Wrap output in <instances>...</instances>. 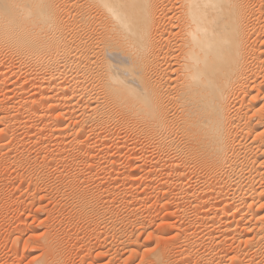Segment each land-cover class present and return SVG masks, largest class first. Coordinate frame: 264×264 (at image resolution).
I'll use <instances>...</instances> for the list:
<instances>
[{
	"label": "bare ground",
	"instance_id": "1",
	"mask_svg": "<svg viewBox=\"0 0 264 264\" xmlns=\"http://www.w3.org/2000/svg\"><path fill=\"white\" fill-rule=\"evenodd\" d=\"M5 2L0 89L19 100L0 103V133L9 140L29 120L50 124L46 141L26 139L37 146L34 155L21 142L0 144L4 168L26 186L21 198L41 204L37 187L47 184L68 219L86 225V237L96 243L104 236L106 264L116 263V254L168 264L166 247L150 245L163 242L146 230L151 215L141 207L114 210L131 194L100 192L101 176L86 178L81 170L113 174L115 157L128 153L132 165L138 155L149 163L147 175H166H158V186L172 188L162 195L184 204L179 217L198 221L193 233L176 238L186 263L193 256L194 264H264V0H7V10ZM22 72L25 81L18 80L32 93L13 78ZM99 140L110 141L113 156L95 154ZM49 228L39 236L35 264H61L60 237ZM139 233L153 240L141 244Z\"/></svg>",
	"mask_w": 264,
	"mask_h": 264
},
{
	"label": "rangeland",
	"instance_id": "2",
	"mask_svg": "<svg viewBox=\"0 0 264 264\" xmlns=\"http://www.w3.org/2000/svg\"><path fill=\"white\" fill-rule=\"evenodd\" d=\"M16 74V73H15ZM19 73H17L13 78L14 79H16V80H20V81H22L23 80V82L25 81V79H24V73L22 72V74L20 73L19 75H18ZM16 76H18V78L16 77ZM20 76H22V77H20ZM18 80V81H19ZM20 81H19V84H21V85H24L25 86V84H26V89H27V93H32V91H33V88H32V86H30V84L29 83H27V82H25V83H23V82H21L20 83ZM28 84V85H27ZM5 91L3 92V90L2 89H0V103L1 102H6V103H8V104H10V101H11V103L13 102V100H14V102L13 103H16V101L18 102V100H19V98L18 97H16V95H14V94H10V93H5ZM8 94V95H7ZM4 95H5V101H3L4 99H3V97H4ZM9 97V98H7V97ZM14 96V97H13ZM2 98V99H1ZM7 98V99H6ZM11 99V100H10ZM10 100V101H9ZM0 111H2V109H0ZM35 121V122H34ZM34 121H30L29 120V122H28V128H29V130H28V128H23V129H21V130H19V131H17L16 132V137H14V138H9V140H7V139H5L4 138V136H3V134L2 133H0V144L2 143V144H6V145H10V146H14V145H16V143H19V142H21V143H23L25 146H24V149H23V151H24V153L25 154H31V155H34V154H36L37 153V146L36 147H34L33 145H29V140H33V137H34V140H36V138L38 139L39 137L41 138V137H44V138H41L42 140H44L45 139V141H46V135H47V133H48V129H47V127L50 125V124H48L47 123V126H46V128H45V124L44 123H46V122H41V121H39L38 119H37V121H36V119L34 120ZM33 123V124H32ZM41 123H42V125H41ZM1 127V126H0ZM32 127V128H31ZM37 127V128H36ZM38 127H40L42 130H40V128H38ZM43 127V128H42ZM2 129V128H1ZM33 130V131H32ZM44 130H46V131H44ZM21 131V132H20ZM36 131V132H35ZM40 131V132H39ZM30 133V134H29ZM33 134V135H32ZM37 134V135H36ZM44 134V135H43ZM31 135V136H30ZM20 137V138H19ZM32 137V138H31ZM31 138V139H30ZM39 138V139H40ZM3 139H5V140H3ZM16 139V140H15ZM26 139H29V140H26ZM17 140H19V141H17ZM33 140V141H34ZM3 141V142H2ZM28 143H27V142ZM105 141H106V139H105ZM105 141H100L99 140V142L97 143L98 145H96V147L97 148H95V149H97L96 151H97V153L95 152V154H101V151L104 149L105 151H107L108 152V154L109 153H111V154H109V155H111V156H113L114 154H113V151L111 150V144H110V141H111V139H110V141L108 140L107 142H105ZM15 142V143H14ZM25 142V143H24ZM105 143V144H104ZM100 144V145H99ZM9 146V147H10ZM108 146V147H107ZM99 147V148H98ZM98 149H100V150H98ZM109 149V150H108ZM103 150V151H104ZM102 151V152H103ZM104 151V152H105ZM111 151V152H110ZM99 152V153H98ZM128 154V153H127ZM127 154L126 153H123V154H121V158L120 157H115L116 158V160H117V164H118V166H116V168H115V173L113 172V174H112V172L111 171H109V170H107V171H104V172H102V173H98V171L96 170V169H91L90 171H88L87 170V168L86 167H83V168H81V170L82 171H84L83 172V175H84V177H86V176H89V174L92 176L93 175V173H95L94 174V176L96 175V176H101L100 177V179L101 180H99V182H101L102 181V183H101V185L98 187V189L100 190V192L101 191H103V190H120V189H122V190H124L125 191V189H126V193H128V194H131V197H132V195H133V197H132V199H131V197L127 200V201H119V202H117V203H115L114 204V206H113V209L114 210H116V211H124V210H126V209H129V208H139L140 209V207H141V209L140 210H142L143 209V211H144V214H145V212H148L149 213V215H151L150 217H151V219H150V221H148V222H146L147 224H145V227H146V230H147V232H150V233H152L153 232V234L155 233L156 234V236H155V234L153 235L154 236V239H156V237H158L157 236V234L159 235V236H162L161 238H162V241L163 242H161V245L163 244V246H161L160 245V243H158V239H156V240H154L155 241V243H154V241L153 242H151L150 240H153L152 238L151 239H148L147 241H146V237H143L141 234L142 233H139L138 235H141L140 236V238L142 239H140L141 241H140V243L142 244V243H144V242H146V243H149V241H150V245H153V244H155V247H157V246H159V247H161V248H163V247H166V254H165V257L166 258H168L167 259V263L168 264H188V263H186V261H185V257L183 256V254H182V250H180L181 249V247H182V249H183V247L184 246H181V245H179V244H181L180 242H177L176 241V238H177V240H179V238L181 239V238H183L185 235H186V233L185 232H188V234H191L190 232H192L193 230H195L197 227H198V221L195 223L194 222V218L192 217V218H190V219H188V220H186V221H184V220H182V218H181V216L179 217V215L178 214H182V211H180V210H182V209H177V208H180V207H183V205H181L180 203H178V202H175V197H174V199L172 198V195L170 196V193H169V195H167V196H165L164 197V194L162 195V193H163V190H164V187L161 189V187H159L158 185L160 184V181H162L161 179L163 178V177H161V176H158L159 174L160 175H162L160 172H159V174L156 172V174L157 175H155V176H150V175H147V173L145 172V171H147L148 170V165H149V163H148V161H146V160H144L143 159V157H141V158H139L138 157V155H136V161L135 162H133L134 164H132V165H129L128 164V162H127V158H128V156H127ZM125 155V156H124ZM16 156H18V155H15V157ZM124 157H125V159H124ZM137 159H139V160H137ZM141 159V160H140ZM143 160V161H142ZM125 161V162H124ZM139 161V162H138ZM0 175H2V176H0V178H3V177H6L7 179H3V180H1L0 179V183H3V181L5 182V180H7L8 181V179L9 180H11L10 182H13L14 184H17V181H18V178H15L13 175H12V173H11V170L10 169H5L4 168V165H3V162H2V160H1V153H0ZM121 162V163H120ZM143 162V163H142ZM124 163H126V164H124ZM136 163H137V165H136ZM95 164H97V163H94V165ZM140 164V165H139ZM145 164V165H144ZM1 165H3V167L1 166ZM125 165H127V166H125ZM143 165V166H142ZM119 166H121V168L119 167ZM136 166H139V168H140V170H139V168L137 169L136 168ZM145 167H146V170H145ZM86 168V169H85ZM126 168V169H125ZM123 169H125V170H123ZM10 170V171H9ZM118 170V171H117ZM140 172H139V171ZM141 170H143V171H141ZM81 171V172H82ZM129 171V172H128ZM87 172V173H86ZM91 172V173H90ZM86 173V174H85ZM89 173V174H88ZM98 173V174H97ZM106 173V174H105ZM123 173V174H122ZM125 173V174H124ZM141 173V174H140ZM108 174V175H107ZM128 174V175H127ZM140 174V175H139ZM143 174H146V176L145 175H143ZM53 175V176H52ZM117 175H118V177H117ZM124 175V176H123ZM126 175V176H125ZM164 175V177L166 176L165 174H163ZM121 176H123V177H121ZM158 176V177H157ZM53 177H54V173H53V170H52V174L50 175V177H49V180H51L50 181V184L49 185H51V184H53V182L52 181H54L53 180ZM106 177V178H105ZM118 178V179H115V178ZM125 177V178H124ZM131 177L133 178V179H131ZM157 179H156V178ZM10 178H12V179H10ZM87 178V177H86ZM113 178V179H112ZM124 178V179H123ZM127 178V179H126ZM130 178V179H129ZM137 178V179H136ZM149 178V179H148ZM155 178V179H154ZM13 179H14V181H16V182H14L13 181ZM16 179V180H15ZM112 179V180H111ZM126 179V180H125ZM151 180V181H150ZM156 180V181H155ZM104 181V182H103ZM107 181V182H106ZM111 181V182H110ZM116 181V182H115ZM122 181V182H121ZM9 181H8V183H10ZM55 182V181H54ZM109 182V183H108ZM128 182H130L129 184H128ZM132 182V183H131ZM134 182V183H133ZM158 182V183H157ZM7 183V182H6ZM5 183V185H3V184H0V191H2L3 193H5L4 194V196H2V200L0 199V205H2V212H4L5 210L7 211H5V213H3L2 215H0V231H2V232H0V264H35L33 261H34V257H36V256H38V254L40 255L41 253V251H40V248H39V244H38V239H39V236H40V234H42V231H45L46 229H47V227L49 228V230L52 232V233H55V232H57V233H55V235L57 234L60 238H59V242H60V248H61V255H62V258H61V264H106V263H108L107 261H108V259H109V255L108 254H106V255H104L103 253H105L106 252V245H105V243H104V236L103 235H101V237L103 238V241H102V238L99 240V242H96V243H94L93 242V240L91 239V238H88V237H86L85 236V229H87L85 226L86 225H84L83 226V224L80 222L79 224H78V220L75 222L74 220H69L68 219V216L66 215V210L68 209L67 208V206H64V204L59 200V198L58 197H56V196H52V197H48L49 195H51L50 194V192H48V185L47 184H45V188L43 187V186H40V187H37V191L39 192L38 194H37V191H36V188H35V191H33L34 189L32 188V193H30L31 195L32 194H34V193H36L38 196L39 195H41V196H39V197H43V199H42V202H41V204H39L38 205V200H34L33 202H31V200L32 199H28V198H21V194L19 193L20 191L19 190H23L24 191V189H25V185H23L22 187H19V184H20V182L18 181V189L16 188V186L17 185H15L14 187H11L8 183L6 184ZM146 183V184H145ZM56 184V183H55ZM90 184H91V182H90ZM104 184V185H103ZM117 184H120V185H117ZM124 184V185H123ZM2 185H3V187H2ZM108 185V186H107ZM129 186H131V187H129ZM153 188H152V187ZM158 186V187H157ZM42 187V188H41ZM121 187V188H120ZM134 187V188H133ZM148 187V188H147ZM10 188V189H9ZM23 188V189H22ZM103 188V189H102ZM136 188H137V190H136ZM3 189V190H2ZM5 189V190H4ZM15 189V190H14ZM44 189V190H43ZM128 189V190H127ZM144 189V190H143ZM160 189V190H159ZM168 189L170 190V192H171V190H172V188H170V187H168ZM166 187H165V190L167 191L168 190ZM26 190V189H25ZM121 190V191H122ZM140 192H139V191ZM165 190H164V192H165ZM168 190V191H169ZM6 191V192H5ZM47 191V192H46ZM50 191V190H49ZM128 191V192H127ZM44 192V193H43ZM147 192V193H146ZM17 193V194H16ZM133 193V194H132ZM140 193V194H139ZM149 193V194H148ZM152 193V194H151ZM160 193H161V195H160ZM172 193V192H171ZM13 194V195H12ZM10 195V196H9ZM19 195V196H18ZM136 195V196H135ZM145 196V197H144ZM161 196V197H160ZM170 196V197H169ZM138 197V198H137ZM12 198V199H11ZM52 198V199H51ZM53 198H55V200L53 199ZM149 198V199H148ZM10 199H11V201H10ZM21 199V200H20ZM24 199V200H23ZM164 199V200H163ZM26 200V202H28V203H26V202H24ZM30 200V201H29ZM136 200H137V202H136ZM178 199H176V201H177ZM3 201V202H2ZM16 201V202H15ZM164 201V202H163ZM10 202V203H9ZM24 202V203H23ZM57 204H56V203ZM59 202H61V203H59ZM157 202H158V204H157ZM2 203H4V206L5 207H3V204ZM22 203V204H21ZM53 203V204H52ZM121 203V204H120ZM156 203V204H155ZM163 203H165V204H163ZM49 204V205H48ZM55 204V205H54ZM63 204V205H62ZM151 204V205H150ZM175 204H177V205H175ZM12 205V206H11ZM22 205V206H21ZM24 205V206H23ZM33 205V206H32ZM53 205V206H52ZM175 205V206H174ZM181 205V206H180ZM6 206H8V207H6ZM39 206V207H38ZM179 206V207H178ZM29 207V208H28ZM31 207V208H30ZM64 207L66 208L65 209V211H64ZM144 207V208H143ZM151 207V208H150ZM172 207V208H171ZM6 208V209H5ZM9 208V209H8ZM22 208V209H21ZM27 208H28V210H27ZM53 208V209H52ZM61 208V209H60ZM63 208V209H62ZM4 209V210H3ZM26 209V210H25ZM45 209V210H44ZM50 209V210H49ZM124 209V210H123ZM145 209V210H144ZM147 209V210H146ZM177 211H176V210ZM18 212H16V211ZM43 210V211H42ZM48 210V211H47ZM53 210V211H52ZM55 210V211H54ZM168 212H167V211ZM56 211H58V213L56 212ZM150 211H151V213H150ZM172 211V212H171ZM33 212V213H32ZM55 212V213H54ZM10 213V214H9ZM37 213V214H36ZM65 213V214H64ZM158 213V214H157ZM190 213V212H189ZM188 213V216L189 217H191V213L189 214ZM8 214V215H7ZM16 214V215H15ZM29 214V215H28ZM48 214V215H47ZM155 214V215H154ZM180 214V215H181ZM3 215H5V216H3ZM36 215V216H35ZM52 215V216H51ZM56 215V216H55ZM14 216V217H13ZM18 216V217H17ZM27 216V217H26ZM28 216H29V218H28ZM35 216V217H34ZM45 216V217H44ZM48 216V217H47ZM59 216V217H58ZM66 216V217H65ZM166 216V217H165ZM23 217V218H22ZM25 217V218H24ZM42 217H44V219L42 218ZM169 217V218H168ZM177 217V218H176ZM16 218V219H15ZM57 218V219H56ZM5 219V220H4ZM9 219V220H8ZM24 219V220H23ZM33 219V220H32ZM43 219V220H42ZM48 219V220H47ZM60 219V220H59ZM64 219V220H63ZM154 219V220H153ZM164 219H166V220H164ZM178 219V220H177ZM63 220V221H62ZM174 220V222H172ZM41 222V223H39V222ZM66 221V222H65ZM69 221V222H68ZM75 223H74V222ZM155 221V222H154ZM156 221H157V224H156ZM178 223V225H177V223ZM188 221H189V224L191 223V225H189V224H187L188 223ZM190 221H192V222H190ZM23 222V223H22ZM57 222V223H56ZM60 222V223H59ZM72 222V223H71ZM162 222V223H161ZM183 222H185V224H184V226L182 225V223ZM197 225H194V223ZM26 223V224H25ZM28 223V224H27ZM43 223V224H42ZM65 223V224H64ZM77 223V224H76ZM160 225H159V224ZM171 223V224H170ZM193 223V224H192ZM5 224H6V226H5ZM67 224V225H66ZM69 224V225H68ZM71 224V225H70ZM75 224V225H74ZM176 225V226H173V225ZM23 225H25L24 227V229H23V231L24 232H17V231H20V227L21 226H23ZM32 225V226H31ZM48 225V226H47ZM81 225V226H80ZM149 225H150V227H149ZM19 226V227H18ZM36 226V227H35ZM42 226V227H41ZM62 226H64V227H62ZM148 226V227H147ZM170 226V227H169ZM193 226V227H192ZM5 227H7V228H5ZM11 227V228H10ZM52 227V228H51ZM175 227V228H174ZM10 228V229H9ZM35 228H37V229H35ZM80 228V229H79ZM84 228V229H83ZM98 228H101V229H98ZM152 229V232H151V229ZM179 228V229H178ZM3 229V230H2ZM12 229V230H11ZM17 229V230H16ZM19 229V230H18ZM97 229H98V231L100 232V231H103L104 230V228L103 227H97ZM103 229V230H102ZM150 229V230H149ZM34 230V231H33ZM53 230H54V232H53ZM71 230V231H70ZM83 232H82V231ZM136 230H137V227H136ZM149 230V231H148ZM185 230V231H184ZM28 231V232H27ZM69 231V232H68ZM137 231H139V228H138V230ZM172 231V232H171ZM33 232V233H32ZM64 232V233H63ZM66 232V233H65ZM73 232V233H72ZM77 232V233H76ZM81 234H80V233ZM141 232V231H140ZM177 232L179 233V234H177ZM32 233V234H31ZM59 233V234H58ZM161 233V234H160ZM183 234V233H185L183 236L181 235V234ZM193 233V232H192ZM2 234V235H1ZM13 234H15V236L13 235ZM22 234V235H21ZM62 234V235H61ZM4 235V236H3ZM13 235V236H12ZM56 235V236H57ZM144 235V234H143ZM173 235V236H172ZM16 236H18V237H16ZM30 236H31V238H30ZM35 236V237H34ZM37 236V237H36ZM57 236V237H58ZM78 236V237H77ZM81 236V237H80ZM145 236V235H144ZM180 236V237H179ZM2 237V238H1ZM34 237V238H33ZM73 237V238H72ZM13 238V239H12ZM82 238H83V240H82ZM145 238V239H144ZM160 238V237H159ZM160 238V239H161ZM164 238H166L165 240H163ZM12 239V240H11ZM18 239V240H17ZM29 239V240H28ZM72 239V240H71ZM76 239H77V241H76ZM81 239V240H80ZM86 239V240H85ZM159 239V240H160ZM21 240V241H20ZM24 240H28V246H27V248H25V249H23L21 246H22V243H23V241ZM60 240H62V241H60ZM111 240V239H110ZM108 240L109 242V245H112L113 244V240ZM182 240V239H181ZM3 241V242H2ZM13 241V242H12ZM37 241V242H36ZM83 241H84V243H83ZM87 241H88V244H87ZM170 241V242H169ZM180 241V240H179ZM8 242V243H7ZM72 242V243H71ZM78 242V243H77ZM81 242V243H80ZM101 242V243H100ZM112 244H111V243ZM172 242V243H171ZM65 243V244H64ZM90 243V244H89ZM167 243H169V244H167ZM173 243L176 245H173ZM176 243H179L178 245H179V247L177 246V244ZM76 244H78V245H76ZM103 244V245H102ZM148 244V245H149ZM184 244V243H183ZM182 244V245H183ZM38 245V246H37ZM68 245H69V247H68ZM87 245H89V247L87 246ZM114 245V244H113ZM112 245V246H113ZM149 245V246H150ZM167 245V246H166ZM169 245H171V246H169ZM35 246V247H34ZM65 246V247H64ZM80 246V247H79ZM87 246V247H86ZM105 246V247H104ZM149 246H147L148 247V249L150 248H152V247H149ZM154 246V245H153ZM175 246V247H174ZM15 247H16V249H15ZM64 249H63V248ZM82 247H83V249H82ZM86 247V248H85ZM93 247V248H92ZM95 247V248H94ZM155 247H153V248H155ZM167 247H168V250H167ZM88 248H89V250H88ZM91 248V249H90ZM99 248V249H98ZM152 248V249H153ZM228 247H226V249L224 250V252L227 250L228 252H230L229 250H230V248H228ZM7 249V250H6ZM68 249V250H67ZM15 250V251H14ZM70 250V251H69ZM105 250V251H104ZM8 251V252H7ZM87 251V252H86ZM171 251V252H170ZM226 251V252H227ZM7 252V253H6ZM14 252V253H13ZM167 252H168V254H167ZM226 252L224 253V254H226ZM38 253V254H37ZM173 253V254H172ZM16 254V255H15ZM83 254V255H82ZM101 254V255H100ZM111 254H112V252H111ZM174 254H175V256H177V257H175L174 256ZM64 255V256H63ZM67 255V256H66ZM82 255V256H81ZM102 255H104V256H102ZM170 255V256H169ZM11 256H13V257H11ZM81 256V257H80ZM98 256V257H97ZM102 256V257H101ZM106 256V257H105ZM112 256L114 257L115 256V254H112ZM116 256L118 257V258H121V256L119 257V254L117 255L116 254ZM168 256V257H167ZM183 256V257H182ZM100 257V258H99ZM114 258L115 259V262L116 263H114V264H132V262H133V264H137L139 261V256H137V255H134V257L132 258V257H125V259L123 258V260H122V258H121V260L119 259L118 260V258ZM170 257V258H169ZM34 258V259H33ZM91 258V259H90ZM96 258V259H95ZM107 258V259H106ZM136 258V259H135ZM185 258V259H184ZM32 259H33V261H32ZM62 259H63V261H62ZM90 259V260H89ZM126 259H127V261H126ZM130 259H132L131 261H130ZM190 261H191V263H190V261H189V264H194V262H195V259L196 258H193V256H192V258L190 257ZM96 260V261H95ZM100 260H102V261H100ZM98 261V262H97ZM119 261V262H118ZM129 261V262H128ZM63 262V263H62ZM65 262V263H64ZM94 262V263H93ZM126 262V263H125ZM245 264V263H244ZM253 264H260V263H253Z\"/></svg>",
	"mask_w": 264,
	"mask_h": 264
},
{
	"label": "snow or ice",
	"instance_id": "3",
	"mask_svg": "<svg viewBox=\"0 0 264 264\" xmlns=\"http://www.w3.org/2000/svg\"><path fill=\"white\" fill-rule=\"evenodd\" d=\"M8 7H10V4L7 3V0H6V2H5V4H4V8H5V10H7Z\"/></svg>",
	"mask_w": 264,
	"mask_h": 264
}]
</instances>
